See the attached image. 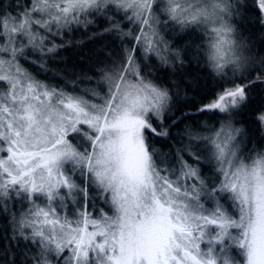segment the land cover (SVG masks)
Returning a JSON list of instances; mask_svg holds the SVG:
<instances>
[{"label": "snow or ice", "instance_id": "6c2138e0", "mask_svg": "<svg viewBox=\"0 0 264 264\" xmlns=\"http://www.w3.org/2000/svg\"><path fill=\"white\" fill-rule=\"evenodd\" d=\"M241 7L0 0V214L10 218V247L29 246L24 264H264V149L245 155L235 120L264 86V56L245 54L233 23ZM256 7L264 13V0ZM97 20L107 27L91 38L109 35L118 46L96 76L73 73L61 85L25 66L52 71L74 45L69 37ZM174 33L202 43L177 47L183 37ZM190 53L215 82L207 103L188 96L200 91L199 79H186ZM169 70L179 82H160ZM204 113L215 123L187 126L175 152L154 146L152 137L167 140ZM257 122L264 127V111Z\"/></svg>", "mask_w": 264, "mask_h": 264}, {"label": "trees", "instance_id": "16d2710c", "mask_svg": "<svg viewBox=\"0 0 264 264\" xmlns=\"http://www.w3.org/2000/svg\"><path fill=\"white\" fill-rule=\"evenodd\" d=\"M9 0H5L7 4ZM242 7L240 8V14L235 18V27L237 33L239 34L238 38L242 39L243 42L247 45L246 54L250 56H255L257 58L264 56V23H261V18H264V13H258L257 4L258 0H240ZM97 23H100L98 25ZM107 27L105 21L96 22L95 26L90 27L87 32L83 29L77 31L72 37L74 41L73 46H69L67 50H63L60 53V56L57 58L61 60V63H50L47 65L52 71L45 72L44 70L38 69L35 66H28L29 71L36 75L40 80L49 81L52 83L63 84L65 80H73L75 76L73 73L87 74L89 76H96V70L102 67L109 60V53L115 55L113 48H117L118 42H114L111 37L98 36L95 39H92L93 33H101L103 29ZM132 27L131 25L128 26ZM127 30V28L125 29ZM174 35L182 36V39L176 40L177 47H183L185 44L190 42L195 45L201 44L202 41L197 39L195 35H185V34H176ZM171 39L172 37H168ZM76 41H83L82 44H75ZM188 61H186L187 63ZM190 62L191 67H187L185 72L186 79L197 80L199 79V88L200 91L193 93L191 90L188 91V96L192 97L195 95V98L198 102L207 103L208 98L210 97L215 90V82L210 81L207 73L201 71L204 65V61L201 59L199 61L200 67L196 66L195 54L190 53ZM53 73H59L63 79H53ZM159 75L162 77L163 84L167 85L170 82H179L180 77L173 75L171 70L168 72H161ZM92 85L82 83L79 87H91ZM187 85L180 84V97L177 99V103L183 107V97L184 89ZM71 90V85H69V91ZM174 91L176 89H173ZM185 112L193 111L191 108H184ZM264 111V86H259L256 89L252 90L251 98L246 107H244L238 115L235 116V120L238 121L236 127L245 129V134L242 137L243 148L247 154L252 149H264V127H262L257 122L258 114ZM197 122H207L209 124H214L215 119L212 117L211 113H204L203 115H195L193 118L184 120L182 123H178L176 127L172 128L170 135L165 139L158 137H152V142L154 146L159 149L162 153H173L176 149L182 147L181 138L184 135L185 128L187 126H193ZM171 123L170 121L165 122V127ZM159 130V129H158ZM187 143V141H183ZM207 175L211 173L207 172ZM79 183V181H77ZM96 209L103 208L108 213L109 210L101 202L96 201ZM23 207L21 204L17 203L16 211H22ZM89 211L92 212L93 209L89 208ZM99 211H95L94 215L99 216ZM13 235L10 218L4 214H0V264H7V261L15 259L16 264H24L25 256L24 253L28 251V245L24 241L19 242V247L15 246V242H12L10 247L9 238ZM6 251L8 252L5 255Z\"/></svg>", "mask_w": 264, "mask_h": 264}, {"label": "rangeland", "instance_id": "374dc122", "mask_svg": "<svg viewBox=\"0 0 264 264\" xmlns=\"http://www.w3.org/2000/svg\"><path fill=\"white\" fill-rule=\"evenodd\" d=\"M237 17V16H236ZM101 21V20H100ZM97 22H99V20H97ZM235 22V20L233 21V23ZM98 25H100V23H97ZM235 25V24H234ZM107 37H111V36H109V35H107ZM112 38V37H111ZM246 54V53H245ZM242 147H243V144H242ZM245 155H247V152L245 151ZM38 203H39V201H38ZM105 212H107L106 210H104ZM99 213V212H98ZM109 215H111V213H108ZM97 218L99 217V216H96ZM202 247H203V245H202ZM235 254V253H234Z\"/></svg>", "mask_w": 264, "mask_h": 264}]
</instances>
